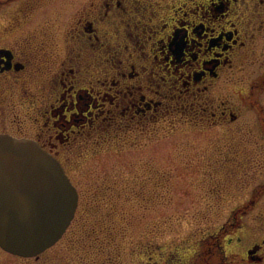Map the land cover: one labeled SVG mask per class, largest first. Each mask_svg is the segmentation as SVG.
I'll use <instances>...</instances> for the list:
<instances>
[{"label":"flooded vegetation","instance_id":"1","mask_svg":"<svg viewBox=\"0 0 264 264\" xmlns=\"http://www.w3.org/2000/svg\"><path fill=\"white\" fill-rule=\"evenodd\" d=\"M66 23L59 40L36 29L0 43V133L38 142L69 175L66 161L96 143L168 119L190 131L244 122L264 157V0H79ZM241 164L260 181L237 185L223 222L191 221L174 243L97 240L115 238L116 226L75 184V216L53 246L34 257L0 253L41 264H264V162ZM84 211L97 220H81Z\"/></svg>","mask_w":264,"mask_h":264},{"label":"rangeland","instance_id":"2","mask_svg":"<svg viewBox=\"0 0 264 264\" xmlns=\"http://www.w3.org/2000/svg\"><path fill=\"white\" fill-rule=\"evenodd\" d=\"M78 1L0 0V43L36 29L61 39ZM239 125L245 123L228 130L219 126L190 131L181 119H168L156 124L153 132L137 131L127 140L112 139L103 147L96 143L93 151L66 161L83 200L92 209L101 206L99 216L116 226L115 238L100 232L97 240L117 242L127 249L138 243H174L191 233V221L202 226L223 222L233 208L237 185L261 178L256 171L245 174L241 163L260 167L264 162L256 155L257 144L248 143L247 125L235 133ZM247 150L254 152L253 160L244 153ZM98 214L84 211L79 217H87V222L97 220ZM30 261L22 263L0 253V264H41V260Z\"/></svg>","mask_w":264,"mask_h":264},{"label":"water","instance_id":"3","mask_svg":"<svg viewBox=\"0 0 264 264\" xmlns=\"http://www.w3.org/2000/svg\"><path fill=\"white\" fill-rule=\"evenodd\" d=\"M78 193L61 162L36 141L0 133V246L36 256L70 224Z\"/></svg>","mask_w":264,"mask_h":264}]
</instances>
